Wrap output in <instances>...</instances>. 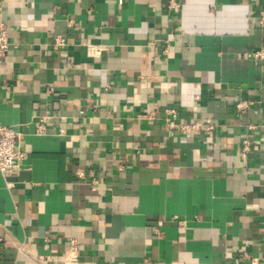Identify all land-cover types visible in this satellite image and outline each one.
Here are the masks:
<instances>
[{"label":"crops","instance_id":"1","mask_svg":"<svg viewBox=\"0 0 264 264\" xmlns=\"http://www.w3.org/2000/svg\"><path fill=\"white\" fill-rule=\"evenodd\" d=\"M177 1L0 0V264H264V0Z\"/></svg>","mask_w":264,"mask_h":264},{"label":"built area","instance_id":"2","mask_svg":"<svg viewBox=\"0 0 264 264\" xmlns=\"http://www.w3.org/2000/svg\"><path fill=\"white\" fill-rule=\"evenodd\" d=\"M169 6L173 9L179 10L181 4L177 0H169ZM72 21L70 22V24ZM260 25L264 28V16L260 18ZM67 43V38L61 34L54 35V41L52 43V49L54 51H58L63 48ZM11 43L8 37V30L4 25H0V62L3 61L7 52L9 51ZM164 52H168L167 48L164 49ZM246 57H250L255 61H263L264 60V46L255 50L251 55L247 54ZM52 88L48 89V92H52ZM0 95H1V87H0ZM253 104L252 100H241L236 104V108L238 112H242ZM168 114L171 118H168V122L170 126H179L184 131L205 129V131L212 132L215 129V125L211 123H202L200 121L194 123H181L176 124L175 119L177 118V110L175 108L168 109ZM43 122V120L41 119ZM261 126H264L262 124ZM257 125L250 124V129L257 128ZM21 136V132L12 126L5 125L0 122V173L4 177H11L20 172L21 167L23 165V161L27 157L26 151L20 149L19 147V138ZM251 152L250 142L247 141L242 149V156L244 158Z\"/></svg>","mask_w":264,"mask_h":264}]
</instances>
